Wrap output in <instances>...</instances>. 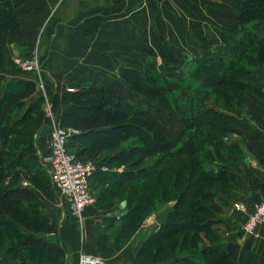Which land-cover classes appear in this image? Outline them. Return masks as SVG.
<instances>
[{"label":"crops","instance_id":"crops-1","mask_svg":"<svg viewBox=\"0 0 264 264\" xmlns=\"http://www.w3.org/2000/svg\"><path fill=\"white\" fill-rule=\"evenodd\" d=\"M9 1L14 6L19 26L12 35L0 28V103L8 84L19 80L36 83L35 76L17 69L12 61L15 56L31 55L36 48L40 61L48 68L44 71L45 87L57 123L71 103L72 92L66 91L68 87L77 91L82 86L108 85L123 90L120 86L125 84L122 72L154 67V52L158 49L154 43L167 45L159 55L163 63H158L163 66H169L168 56L174 54L177 61H188L186 65H193L190 62L193 59L196 66H211L212 63L216 66L231 60L229 56L242 37L237 31V12L231 11L233 6L238 10L236 0ZM126 18L128 20H124ZM200 19H214L221 27L215 25L214 31H207L210 37L206 44L183 43L170 49L169 36L185 34L184 29ZM228 24L233 32L227 29ZM124 42L128 43L124 45L125 51ZM246 53L242 58L251 59L254 65L240 81L244 89L232 96L231 101L235 98L237 102H231L234 108L210 107L226 115L229 130L225 139L215 141L216 155L210 158V168L219 175L213 200L217 208L213 234L218 237L207 240L204 245L225 247L234 242L239 248L236 264H264V225L257 226L253 235L245 234L242 229L247 211L264 196V67L256 56L248 58ZM196 60L200 61L199 64ZM39 96L43 97V94L37 86L27 102ZM45 125L48 123L40 114L34 121L27 144L17 151L15 157L28 167L30 174L36 173L51 183L47 169L49 135L40 134ZM73 135L77 137L76 142L71 139ZM73 135L68 139V148L84 142L81 149L75 147L77 150L74 151L84 158L86 146L98 138L80 130ZM118 150L99 151L97 155L104 159ZM109 168V173H96L91 177L95 201L83 210L80 218L68 214L66 205L58 204V193L52 185L49 193H44L31 182L20 180L19 186L33 193L34 199L29 201L32 212L57 224L55 232L42 233V236L46 240H58L64 252L50 257L27 247L12 251L9 245L13 246L15 242L8 240L0 247V264H79L81 255L99 258L105 264H172L174 256H139V244L147 236L135 245L127 242L122 249L113 250L107 257L99 251L97 226L103 227L110 236L108 244L112 245L113 229L107 223L110 219L118 220L117 217L125 211L122 197H109L110 186L94 189L93 184L99 177L116 180L125 166ZM118 195L121 196L122 191ZM102 199L109 202H102ZM198 253L190 251L188 255L195 258Z\"/></svg>","mask_w":264,"mask_h":264},{"label":"trees","instance_id":"trees-1","mask_svg":"<svg viewBox=\"0 0 264 264\" xmlns=\"http://www.w3.org/2000/svg\"><path fill=\"white\" fill-rule=\"evenodd\" d=\"M236 3L238 10L235 21L243 35L239 44L232 50L226 69L235 66L248 51H253L257 59L264 64V42L254 45L249 41V33L246 36L249 27L264 25V0H236ZM18 26L13 4L9 0L0 2V28L12 35ZM212 65L216 73L220 74L217 82H223V73L214 67V63L209 67ZM205 66H199L202 73L207 71ZM242 69L244 74L250 73V69L245 66ZM214 70L211 75L216 77ZM152 75L151 72L143 75L139 71L121 73L123 81L133 91L157 101V114L137 107L114 86L89 85L72 92L70 106L61 113L59 124L89 132L98 138L86 146L84 152L87 155L81 157L82 159H93L92 157L98 156L99 151L109 148L119 149L107 158L99 160L109 167L117 163L125 166L122 174L112 182L114 186L109 189L112 191L109 194L111 198L121 197L118 195L120 191L126 192L122 201L125 211L118 220L110 219L107 223L114 229L115 237L119 235L121 239H125L124 231L130 223L134 221L132 225L135 226L143 216L141 213L154 212L158 200L165 203L169 198H175V203L166 205L153 214L171 207L167 220L162 225L155 222L153 232L143 240L144 243L150 244L149 251L141 253L139 247L140 257L174 256L172 264H236L239 249L237 243L230 242L225 247H210L204 244L199 246L203 238L208 239L209 234L215 232L213 224L216 222V214L211 208L215 198L214 189L219 182L218 172L210 168L209 164L206 167L204 158L200 155L202 138L189 132V135L182 134L179 139L171 135L170 129L165 126V113H173L178 116L177 120L187 121L189 129L211 127L207 116L215 117L218 120L215 132L207 129L204 133L215 148L213 151L207 149L212 158L217 151V134L229 130L226 120L228 118L195 99L193 103L192 99H187L189 103L185 100L184 103L179 102L176 105L171 101L170 95L177 90V85L163 78H156L159 83L152 84L147 79ZM236 81L234 80V90L229 93L228 90H223L220 95L226 105L236 93L232 91L242 88L240 82ZM36 88L33 80L10 83L0 103V247L6 241L14 240L13 246L9 245L12 251L18 250V247H27L51 257L52 254H62L63 248L58 240H46L42 233L55 232L57 224L54 220L48 221L40 213L32 212L29 201L34 199L33 193L19 186L20 180L25 179L44 193H49L51 183L36 173L30 174L28 167L15 157L17 151L13 152L15 141L12 140V135L19 133L11 132L10 128L12 123L14 126L22 123L26 114L32 113L40 105V96L27 102ZM20 110V116L12 122L11 119ZM105 136L109 138L106 140ZM76 138L73 135L71 139L76 141ZM130 138H137L140 143L129 141ZM77 155L80 157L81 154ZM107 173L109 171L104 174ZM129 181L132 183L129 184ZM190 185L198 187L193 198L187 203L188 211L184 212L180 210V206ZM97 231V247L102 255L107 257L113 253L108 246L110 236L103 227L97 226ZM180 233L183 235L179 238ZM111 237L113 239V234ZM116 241L121 242L118 238ZM125 242L126 239L123 240V243ZM188 242L189 247L181 251ZM189 248L199 249L195 258L188 255Z\"/></svg>","mask_w":264,"mask_h":264},{"label":"rangeland","instance_id":"rangeland-1","mask_svg":"<svg viewBox=\"0 0 264 264\" xmlns=\"http://www.w3.org/2000/svg\"><path fill=\"white\" fill-rule=\"evenodd\" d=\"M237 8H235L234 6L231 8L232 12H236ZM124 20H128L127 18ZM174 22H176V20H173ZM221 22V20L219 21ZM191 25H189L188 27H186L184 29V33L181 36H177V35H170L169 38L171 40L170 43V49H173L172 46L174 45H182L183 43H188L189 45H197L200 43L201 44H206L209 40L207 38H209L210 36H207V31H214L215 29V25L219 26V24L216 22V20H210V19H205V20H195L194 22L190 23ZM198 24V25H197ZM203 24V28L202 25ZM221 26H219L218 28H220ZM234 27L236 28V26L234 25ZM238 28V26H237ZM227 29H229L230 32H233L234 30H231V25H227ZM249 31L246 32V36L249 33V37H250V42L254 45L259 44L260 42H264V25H260L257 24L253 27H249L248 28ZM239 32V34L241 33V36L243 35V32L240 31V29L238 28L237 30ZM179 37H181L182 39H178ZM247 38V37H246ZM245 38V39H246ZM184 39V40H183ZM242 39V38H241ZM246 41V40H245ZM37 45L39 44V40H37ZM239 43V42H238ZM125 44L128 43H123L122 47H123V51L126 50L125 48ZM156 48V46H158V49H155L154 52V56L156 57L154 59L155 65L154 67H147L144 68L142 71H139L140 73L144 74H150V72L153 74L151 77L147 78L148 81L152 84L155 83H159V80H157L156 78H163L164 80H169L172 83H175L177 85V90L174 91L173 95H170L171 101L173 103H175L176 105L181 102L184 103L183 101L186 100V102L189 103V100L187 99H192L191 103H193V99L198 100L201 104H204L206 107H217L218 109H223L226 107H229L231 109L234 108V104H232L231 102L235 103V98H233V100L226 105L222 99H221V93L223 92V90H228L227 93H229V91L234 90V80H237L236 82H240L243 79V76L246 75L243 72L242 67L245 66V68H253L252 66L254 65L253 62H251V59H245L241 57V61H238L236 63L235 66H232L228 69L227 68V63H220L219 65L217 64L214 67L219 68V72L223 73V77L222 80L223 82H217L219 75L217 74L216 70L213 69V65L212 67H207V71L203 72L201 71V67L196 66L195 61L192 59L190 62H193V65H186L187 63H189L188 61H181L178 60L177 61V56L173 57L174 55H170L168 56L170 64L169 66H163L160 63H163V61L161 62V51L163 50V47L166 48L167 45L166 43H154L153 44ZM142 46H139V48ZM166 50V49H165ZM246 55H248V58L254 57L255 54L253 53V51H248L246 53ZM192 58H196V56H192ZM190 59V58H189ZM28 61L33 63L34 65L32 66L33 68H31L30 70H23V67L21 65H19V63H17V61ZM13 63L14 65L17 67V69L23 71V72H27L32 74L33 76H35L36 78V84L38 86L39 91L43 94L42 100L40 105L37 107L36 110H34L32 113L30 114H26V117L22 120V123H20L17 126H14L12 124H10V128H12L11 132H18L19 135L21 134L22 136H19L18 134H13L12 135V140L15 141V147L13 149L14 151H18L20 148L25 147V145L27 144V141L31 135L32 129H33V124L34 121L36 119L37 116H39L40 114L43 116L44 120L46 121V123H52V120H54L56 123L57 121L55 120L54 116H53V112H52V107L50 104V100L48 99V94L46 91V87H45V77H44V71L48 70L47 67H44V65L42 64V61H40V56H39V52L38 49L35 48L34 51H32L31 55L29 56H15L13 58ZM197 64H199L197 61ZM224 65V66H222ZM264 67V64H263ZM124 68V67H123ZM50 70L52 71L53 69L50 68ZM213 70L216 74V77H213V75H211L213 73ZM135 71V70H134ZM154 72V73H153ZM124 82V81H123ZM117 84V83H116ZM241 84V89L243 90V86L242 83ZM121 87H123L124 89H119V91H122L125 96L131 101L133 102L134 105H136L139 108H146L148 110H151L152 112H155L156 114L157 109H158V103L157 101L154 100H150L145 96H142L141 94L136 93L135 91H133L130 87H128L127 85H120ZM84 87V86H82ZM81 87V88H82ZM69 88L72 87H68L66 89L67 92H69ZM240 90L237 91H232L234 92H239ZM232 99V98H231ZM112 103H115V101H112ZM237 103V102H236ZM235 103V104H236ZM165 107V106H164ZM166 109V108H165ZM21 114V110L19 112H16L15 117L13 119H11L12 122H14L13 120H16V118H18ZM165 117L167 119V121L165 122V126L170 129V133L173 136H177V138H181L182 134H187L189 135V132H192L195 136H199L200 138H202L203 142H201L200 145V155L203 156L204 158V165L206 167H208V164L211 162L210 160V155L209 152L207 151V149L213 151L214 145L213 142L205 136V132L207 131V129H209L211 132H215V128L218 125V120L215 117H211V116H207V120L210 122L209 124H211V127H207V126H203V127H196V128H187L189 126L188 122H182L180 120H177V115L170 113L166 114L165 113ZM13 132V133H14ZM228 135L227 133H218L215 140H223L225 139V136ZM109 137H104V139H108ZM201 140V141H202ZM129 141H134L137 143H140V141L137 138H130ZM76 142V141H75ZM84 145V142L79 143V144H73V146L71 147V151L73 149V152L77 150V148L75 147H81ZM10 148H12L10 146ZM81 149V148H80ZM111 148L106 149V151H110ZM95 160H100L101 158L98 156H94L92 157ZM215 160V159H214ZM168 161V160H167ZM112 166H116V167H121L124 166L123 164L117 163V164H112ZM114 180L113 179H107V178H102L99 177L98 180L95 181L94 185V189L98 190V189H102L101 186H111L113 187L114 184H112ZM129 184L132 183V181L128 182ZM134 183V182H133ZM92 185V186H93ZM128 185V184H127ZM196 185H190L187 190H186V194L187 196L185 197L184 201L182 202V205L180 206V210L186 212V210L188 211L187 208V203L193 198V195L196 193L197 190ZM124 193L126 192H122L121 195V199H124ZM262 197V196H261ZM260 197V198H261ZM120 198V197H118ZM259 198V199H260ZM258 199V200H259ZM103 200V199H102ZM257 200V201H258ZM117 201V200H116ZM115 201V202H116ZM213 201V200H212ZM102 202H109L108 200H103ZM171 203H175V198L171 197L169 198L168 202L165 203H161V201H157L156 205H157V209L154 212H146V213H141L142 218L139 221V223L136 222V225H132L134 221H132L129 225L128 228L125 229L124 233H126V243H123V240L125 239H121L120 236L118 235L117 237H115V233H113V242L112 245H108L110 246L109 249L111 250H119L122 249L124 247V244L126 245L127 242H130L135 245V243H137L139 241V239H142L143 236H149L150 233L153 232L154 228H155V223H149L147 222L146 218L148 216H151L153 214H155L157 211H159L161 208H163L166 205H170ZM100 205H104L103 203H100ZM214 206V205H213ZM212 206V210L213 212L217 211V208H215V206ZM108 206H105V208H107ZM111 208V207H109ZM253 210V208L250 211H247L248 215L251 211ZM215 215V214H214ZM114 232V229L112 230ZM123 234V233H122ZM183 235V233L179 234V238ZM251 235V234H250ZM218 237L215 236V234H209L208 239H204L203 238V242L202 244L199 243V246L202 247L203 244L207 243V240H215ZM116 238L119 239V241L121 242H117ZM146 238V237H145ZM144 238V239H145ZM178 238V237H177ZM142 239V243H140L139 247L141 248V253H144L146 251H149V243H144ZM189 247V242L188 244L181 250H185L186 248ZM199 249L193 250L192 248H189V251H197Z\"/></svg>","mask_w":264,"mask_h":264},{"label":"built area","instance_id":"built-area-1","mask_svg":"<svg viewBox=\"0 0 264 264\" xmlns=\"http://www.w3.org/2000/svg\"><path fill=\"white\" fill-rule=\"evenodd\" d=\"M17 63L23 67V70H30L34 65L20 60ZM68 90L75 91L74 88ZM48 126L50 152L47 157V169L51 185L58 193V204L66 205L68 214L80 218L83 210L95 201L90 183L91 177L96 173L108 172L110 168L99 160L82 159L68 148V139L77 132L76 129L63 127L54 120L48 123ZM154 218L155 215H151L146 220L155 223ZM259 225H264V196L255 202L242 229L245 234L253 235ZM79 264L105 263L99 258L81 255Z\"/></svg>","mask_w":264,"mask_h":264},{"label":"water","instance_id":"water-1","mask_svg":"<svg viewBox=\"0 0 264 264\" xmlns=\"http://www.w3.org/2000/svg\"><path fill=\"white\" fill-rule=\"evenodd\" d=\"M49 132V126L48 125H45L43 127V129L41 130V133L40 134H47ZM171 210V207H167L165 209H163L162 211H160L158 214H156L155 216V222L158 224V225H162L168 218V214Z\"/></svg>","mask_w":264,"mask_h":264}]
</instances>
